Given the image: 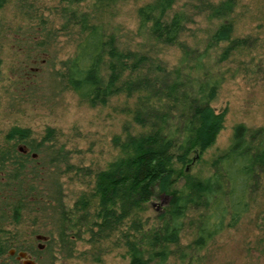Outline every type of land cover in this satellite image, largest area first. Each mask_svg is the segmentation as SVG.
<instances>
[{
	"label": "trees",
	"instance_id": "1",
	"mask_svg": "<svg viewBox=\"0 0 264 264\" xmlns=\"http://www.w3.org/2000/svg\"><path fill=\"white\" fill-rule=\"evenodd\" d=\"M8 1L0 0V8ZM119 1L60 0L54 5L60 24L51 25L53 19L40 16L32 38L39 51L52 45L61 30L68 34L74 49L53 74L81 101L105 105L120 94L134 100L132 107H121L130 121L112 137L119 153L93 174L85 172L93 177L90 187L76 195L70 207L59 184L46 193L57 215V244L71 251L84 231L91 246L118 231L113 242L125 248L127 264H169L173 257L190 260L245 216L264 172V126L244 122L232 126L230 144L212 157L207 174L190 171L223 127L225 110L217 111L212 101L224 80L219 65L243 43L232 37L237 0H203L207 26L202 46L180 42L192 17L179 0H149L137 7L135 34L143 36L149 48L180 43L182 50L171 67L151 50L122 46L117 33L107 30L101 12ZM134 124L138 130H133ZM54 135L48 128L35 142L29 127L12 126L0 143V171L5 172L0 173V188L8 190L1 200L15 204L16 219L21 207L27 210L31 202L39 201L32 179L41 176L45 181L47 169L40 172L37 160L15 144L23 142L42 152L44 142ZM163 194L166 202L150 218L145 213L150 200ZM259 217L264 227V213ZM187 233L190 239L182 243ZM3 246L0 253L7 248ZM94 260L90 264H101L100 252Z\"/></svg>",
	"mask_w": 264,
	"mask_h": 264
},
{
	"label": "rangeland",
	"instance_id": "2",
	"mask_svg": "<svg viewBox=\"0 0 264 264\" xmlns=\"http://www.w3.org/2000/svg\"><path fill=\"white\" fill-rule=\"evenodd\" d=\"M21 1L9 0L0 8V143L4 144V136L12 126L29 127L35 142L43 138L48 128L53 129L55 135L44 142L42 152L31 150L23 142L15 144L18 150L23 151L20 149L23 147L26 150L23 152H29L37 160L35 164L40 172L46 168L47 176L45 181L41 176L33 177L39 201L31 202L27 210L21 207L18 219L14 217L15 204L1 200L8 190L0 188V244L4 247L5 243L7 247L0 257H7L11 244L8 236L19 233V249L27 245L29 249L25 250L36 258V264H90L95 261L97 252H100L101 264H127L129 256L125 248L113 242L118 231L101 241L102 244L92 246L87 241L88 232L84 231L81 238H76L71 251L61 249L56 240L57 215L51 210L46 193L57 189L59 184L62 198L70 207L75 196L90 187L93 177L90 179L89 173L85 172L90 170V175L93 174L119 153L112 137L122 133L123 123L130 121L129 114L120 109L123 105L132 107L133 97L115 95L105 105L90 106L63 87L59 77H54L53 70L59 69L61 60L74 49L68 34L61 30L46 50L37 51L32 42L39 30L40 16L53 19L51 25L60 24V14L54 13V5L60 0H25L26 4L20 5ZM146 1L149 0H121L110 10L101 12L100 17L108 31L117 33L122 46L151 50L152 55L158 54L171 67L182 50L180 43L151 49L143 36L135 34L136 9ZM30 2L33 3L31 7L27 5ZM179 3L192 17L179 37L180 42L202 46L207 26L202 7L204 1L179 0ZM84 6V2L80 4L81 9ZM232 19V37L243 43L219 65L224 80L212 105L217 111L225 110L224 122L215 142L190 168L199 176L207 174L212 157L230 144L235 123L264 126V0H237ZM132 128L139 129L135 124ZM46 146L50 147L45 149ZM58 159L59 168L55 162ZM259 180L250 210L235 227L225 228L190 260L180 261L173 257L169 264H264V227H261L259 217L264 213V172L260 173ZM166 198L165 194L153 197L145 213L153 218ZM36 233L46 234L47 238L37 240ZM189 239L187 233L181 241L187 243ZM0 264H3L2 260Z\"/></svg>",
	"mask_w": 264,
	"mask_h": 264
},
{
	"label": "flooded vegetation",
	"instance_id": "3",
	"mask_svg": "<svg viewBox=\"0 0 264 264\" xmlns=\"http://www.w3.org/2000/svg\"><path fill=\"white\" fill-rule=\"evenodd\" d=\"M20 148V147H19ZM21 150L23 151H26L24 150V148H20ZM37 234H41L42 236H39L37 237ZM9 240L11 241V244L9 245V248L7 249V257L5 256L4 259H2L0 257V260L3 261V264H25V258L23 256H19L18 252L20 250H23V251H26L24 249V247L22 246L21 249H19V244L20 242H18L17 240H20L19 238V233L18 234H14V233H11L9 236H8ZM35 238L38 240H45L47 238V235L46 234H43V233H36L35 234ZM23 240V239H22ZM14 241H17V242H14ZM38 247H42V245L38 244ZM12 249V251H11ZM28 254L29 252L26 251ZM29 257L30 259H33L34 263L36 264V258L32 255L29 254Z\"/></svg>",
	"mask_w": 264,
	"mask_h": 264
},
{
	"label": "water",
	"instance_id": "4",
	"mask_svg": "<svg viewBox=\"0 0 264 264\" xmlns=\"http://www.w3.org/2000/svg\"><path fill=\"white\" fill-rule=\"evenodd\" d=\"M42 236L41 234H37V237ZM12 251V249H11ZM19 256H23L25 258V264H35L33 259H30L29 254L26 251L20 250L18 252Z\"/></svg>",
	"mask_w": 264,
	"mask_h": 264
}]
</instances>
